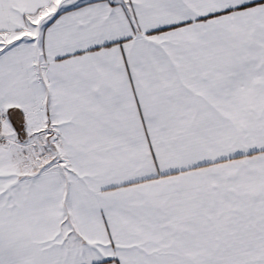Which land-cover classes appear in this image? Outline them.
<instances>
[{
    "label": "snow or ice",
    "instance_id": "1",
    "mask_svg": "<svg viewBox=\"0 0 264 264\" xmlns=\"http://www.w3.org/2000/svg\"><path fill=\"white\" fill-rule=\"evenodd\" d=\"M0 264H264V0H0Z\"/></svg>",
    "mask_w": 264,
    "mask_h": 264
}]
</instances>
